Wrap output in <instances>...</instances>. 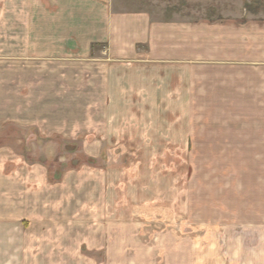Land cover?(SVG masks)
I'll return each instance as SVG.
<instances>
[{
	"label": "rangeland",
	"instance_id": "374dc122",
	"mask_svg": "<svg viewBox=\"0 0 264 264\" xmlns=\"http://www.w3.org/2000/svg\"><path fill=\"white\" fill-rule=\"evenodd\" d=\"M117 1L164 18L264 17V0ZM229 47L238 62L241 46ZM63 69H42L36 89L23 79L31 91L7 110L21 104L18 122L1 125L17 118L0 112V264H264V145L243 146L231 130L229 146L161 145L174 141L132 123V99L97 108L98 86L81 91L78 69ZM2 81L0 66L1 107L17 96ZM208 117L218 127L245 116Z\"/></svg>",
	"mask_w": 264,
	"mask_h": 264
},
{
	"label": "crops",
	"instance_id": "0c3cea01",
	"mask_svg": "<svg viewBox=\"0 0 264 264\" xmlns=\"http://www.w3.org/2000/svg\"><path fill=\"white\" fill-rule=\"evenodd\" d=\"M229 46H241L236 63ZM0 51L2 84L17 93L2 96L3 114L25 113L19 103L7 110L31 91L22 82L26 76L36 89L41 74L55 76L64 65L65 73L76 75L67 68L78 69L81 91L98 86L105 102L97 108L106 100L132 99V123H144L145 132L161 141H174L161 145L214 146L215 138L229 146L231 131L240 134L243 146L264 145V123L249 118L264 115V17L235 25L164 18L122 8L117 0H0ZM212 114L245 117L241 124L216 127L206 118ZM10 120L19 121L6 117L1 125Z\"/></svg>",
	"mask_w": 264,
	"mask_h": 264
}]
</instances>
